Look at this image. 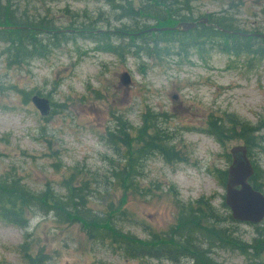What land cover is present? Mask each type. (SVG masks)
<instances>
[{
    "label": "rangeland",
    "instance_id": "1",
    "mask_svg": "<svg viewBox=\"0 0 264 264\" xmlns=\"http://www.w3.org/2000/svg\"><path fill=\"white\" fill-rule=\"evenodd\" d=\"M8 2L17 16L43 17L58 29H67L76 18L74 26L82 23L84 31L91 27L108 31L113 53L75 36L43 58L12 66L0 43V174L14 173L30 190L49 187L59 196L67 185L84 182L89 188L86 206L123 212L115 216V226L140 240L173 225L179 202L208 198L220 215H229L220 207L224 191L218 173L229 165V149L243 142L231 137L217 142L204 131L210 119L226 123L233 118L257 128L248 158L264 171V61L215 49L199 57L177 44H157L155 50L154 36L139 40L123 35L121 25L128 22L116 20L119 11L105 0ZM188 4L193 21L225 14L240 32L264 34V0ZM122 72L129 76L126 87L119 85ZM33 95L48 101L45 116L31 105ZM148 113L158 116L161 134L176 158L167 163L149 156L135 166L136 190L125 191L109 178L110 172L119 170L127 154L143 145L142 138L156 135L153 130L145 137L136 134L141 117ZM121 120L129 124V131L120 128ZM125 135L127 147L118 142ZM234 225V235L244 243L257 238L254 225ZM22 244L28 255H41L42 264H172L125 259L106 245L87 240L77 223L60 224L50 215L28 217L25 228L0 222V264H23ZM210 254L219 264H264V250L257 256L227 249Z\"/></svg>",
    "mask_w": 264,
    "mask_h": 264
},
{
    "label": "trees",
    "instance_id": "2",
    "mask_svg": "<svg viewBox=\"0 0 264 264\" xmlns=\"http://www.w3.org/2000/svg\"><path fill=\"white\" fill-rule=\"evenodd\" d=\"M105 1L107 4L111 3L112 9L119 11L116 20L124 19L128 22L121 25L123 35L139 40L148 35L154 36L155 40L151 43L155 50L157 44H177L183 52L192 50L198 53L199 57L215 49L235 57L250 56L251 59L264 61V39L239 37L220 31L222 29L228 32H240L235 28L229 15L216 17L206 15L204 18L207 19L208 25L198 24L193 30L185 33L148 32L151 28H165L174 26L177 22L193 21L189 0H117L118 5L115 4V0ZM29 18L24 13L17 16L16 10L9 9L8 0H5L4 5L0 3V26L13 28L0 30V43L6 46L4 52L8 65L17 66L30 59L43 58L75 36L95 41L96 49L113 53V48L108 42L110 35L108 31H99L96 27L84 31V28H80L82 23L78 22V26H74L77 23L76 18L69 23L67 29L55 28L43 17L37 20ZM89 26H92L91 22ZM155 116L150 117L149 113L142 116L140 130L137 129L136 134L145 137L148 136V130H153L156 135L148 137L147 140L142 138L139 143L143 145L135 147L127 154L119 170L110 172L109 178L125 191L136 190L139 174L135 172V166L143 163L149 156L153 154L160 156L167 163L170 157L176 158L174 151L168 147L167 139L161 134L163 132L159 127L160 121ZM119 126L126 131L131 129L125 120L119 121ZM120 130L124 131V129ZM256 132L257 128L233 118H229L226 123L210 119L204 131L217 142L223 137L241 140L247 156L255 145ZM118 142L127 147L130 141L125 135ZM218 180L221 185L224 184L225 171L218 173ZM248 182L254 190L264 195V171H259L253 166V173ZM66 187L63 196L57 195L49 187L34 192L14 173L0 174V222L25 228L28 217L50 215L60 224L77 223L87 240L106 245L129 260L153 259L172 264L183 261L189 264H219L210 256L213 249H227L241 255H247L248 251H252L255 252L251 254L253 256L264 250V220L260 223L261 227L254 225L257 238H253L250 244L244 243L234 235L235 222L229 215H220L216 208L211 206L208 198L201 197L187 204L177 203L178 213L174 224L164 232L150 233L149 239L140 240L129 233H123L115 226V216L121 217L123 212H116L112 208L107 212L101 209L93 210L86 206L89 188L84 182L80 186ZM220 207L226 209L223 203ZM26 250L27 246L22 244L20 252L24 254L23 264L43 263L41 255L32 257L26 253Z\"/></svg>",
    "mask_w": 264,
    "mask_h": 264
},
{
    "label": "water",
    "instance_id": "3",
    "mask_svg": "<svg viewBox=\"0 0 264 264\" xmlns=\"http://www.w3.org/2000/svg\"><path fill=\"white\" fill-rule=\"evenodd\" d=\"M198 24L208 25L206 18H199L196 21L177 22L174 26L165 28H151L148 32H180L185 33L193 30ZM13 29L2 27L0 30ZM223 33L239 36L264 39V34L240 32H228L220 29ZM119 85L126 87L129 84V76L122 72L118 76ZM30 103L40 116H45L49 110L48 101L42 97L33 95ZM230 162L225 169V181L223 184V205L229 212L230 219L236 223L258 225L264 220V195L254 190L249 184V178L253 173V166L247 156L245 146L236 145L228 151Z\"/></svg>",
    "mask_w": 264,
    "mask_h": 264
}]
</instances>
